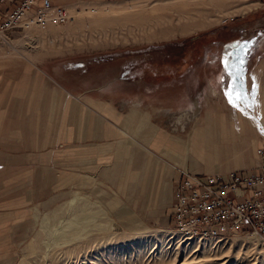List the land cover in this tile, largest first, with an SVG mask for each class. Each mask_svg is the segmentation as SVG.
<instances>
[{
  "label": "rangeland",
  "instance_id": "374dc122",
  "mask_svg": "<svg viewBox=\"0 0 264 264\" xmlns=\"http://www.w3.org/2000/svg\"><path fill=\"white\" fill-rule=\"evenodd\" d=\"M53 1L67 9L70 19L66 24L22 26L6 32L0 40V107L14 106L16 101V105L28 111V104L35 101L30 98L29 93H33L38 95L36 101L44 110L31 114H5L4 117L8 116L13 122L1 123L4 130L10 126L6 130L9 137L7 157L10 159L20 154L21 171L30 177L23 181V188H16L15 170L13 173L8 171L11 184L0 200L7 204L22 201L24 208L17 210L18 216L14 215L15 210H9L7 221L0 220V264H240V257L247 251L257 254L259 264H264V253L258 254L264 252V241L260 239L242 236L226 242L198 244L179 240L171 233L175 230L169 221L174 207L172 192L182 177L181 172L188 173L183 167L186 163L178 165L144 145L141 150L149 153L142 159H132L129 171L112 170V154L103 149L94 152V148L99 147L78 144L76 141L80 140L74 135L73 143L65 146L53 131L44 129L54 127L58 121L62 123V117L71 116L70 111L75 116L81 109L91 112H84L80 119L84 133V123L89 115L97 124L96 129L105 133L106 130L100 128L118 125L117 119H121V114L113 111L115 108L124 105L126 111L131 110V104H137L145 112L163 111L160 115L166 120L159 126H166L168 135H177L174 141L180 137L183 139L179 145L180 153L172 154V158L192 161L188 140L194 127L204 125L203 121L211 117L219 119L220 114L216 113L206 116L208 97L216 99L217 103L218 100L223 102L222 97L229 101L231 95V105L241 96L245 102L241 107L243 120L233 111L236 110L234 107L224 108L222 121L229 122L230 118L235 121V116L241 118V127L256 132V137L264 144V0ZM184 3H189L191 9L194 8L192 5L198 4L195 12L190 13L194 19L190 18L188 22L199 21L205 25L184 35L176 33L147 42L143 40L141 29L131 23V35L125 39L116 36L114 41L111 35L104 37L100 23H91L97 21L93 17L97 12L102 14L112 10V14L100 15L101 19H119ZM247 6H251L250 10ZM189 9L183 7L185 11ZM161 13L163 11L155 14ZM173 13L168 14L176 19ZM175 28H179L177 24ZM238 44H245L246 52ZM107 56L114 61L101 60ZM150 57L175 69L179 66L181 70L173 76L175 80H170L174 71L169 78L144 81L138 83L140 86L131 84L129 87L116 82L119 66L139 59L142 68L133 73L142 76V69ZM158 81L160 84L156 83ZM115 84L119 86L113 88ZM51 95L54 97L51 114L53 110H59V102L62 108L68 104L67 113L53 115L52 121L46 112ZM217 110L222 112L219 106ZM177 116H182L185 122L181 130L175 126ZM189 116L197 118L196 123H186ZM36 117L39 118V130L35 128ZM74 121L73 117L72 129ZM218 124L224 129L223 124ZM139 125L137 130L144 123ZM17 132L20 133L18 148L15 143L10 144L18 141L16 137H10V133L16 136ZM38 134L42 143L36 146L34 142ZM164 135L157 133L148 144L159 149ZM46 136L52 139V143L46 142ZM254 160L255 167L257 156ZM98 161L105 162L100 165ZM119 162L126 165L122 160ZM12 163L9 160L8 165ZM139 164H144L147 172L145 183L142 176L135 177L142 167ZM218 164L223 162L218 161ZM126 189L129 191L119 192ZM80 199L97 204L104 211L105 218L87 225L73 222L80 221L74 219L79 210L74 205L69 208V203ZM46 215L48 221L43 225ZM71 220L74 225L68 228ZM231 246V252H228ZM250 260L252 257L247 262Z\"/></svg>",
  "mask_w": 264,
  "mask_h": 264
},
{
  "label": "crops",
  "instance_id": "0c3cea01",
  "mask_svg": "<svg viewBox=\"0 0 264 264\" xmlns=\"http://www.w3.org/2000/svg\"><path fill=\"white\" fill-rule=\"evenodd\" d=\"M52 2L55 5H59L55 3L53 0ZM21 91H23V89L19 90V92ZM163 92L164 90L161 91V93ZM29 94H30L31 99H35V101L37 100L38 95L34 96L33 93H29ZM241 97H239V100L236 101L235 106L234 104L231 105V103L228 101V98L225 99L224 97H222L223 102L218 100L219 103L218 102L216 103L215 102L216 99L214 100L213 98L208 97L210 101H208L207 103L208 110H206V113H207L206 116L208 117L209 113L210 114L216 113L220 115H219V119H216L214 117H211L212 119L210 118V120H207V121L205 119L203 121L204 125L202 124L199 127L195 126L194 132L190 134L191 136L189 135L190 137L188 140V143H189L188 151L190 154L189 157L191 159L193 157L192 161H189V160L177 161L172 158L173 157L172 154L174 155V154L180 153V150H181L179 149V147L181 146L180 142H183V139L180 137V139H178L179 141L178 140L174 141L177 135H172V134L168 135L166 126H159V124L165 123L163 121L166 120V119L164 120L162 116L160 115L162 114L163 111L145 112L144 110L140 109V107L137 104H131V110L129 109L130 111L127 109L126 111H124V108H125L124 105L123 107L115 108L113 111L116 114H119V115L121 114L120 115L121 119L119 120L117 119L118 125L113 126L110 124V126L108 125L107 127L100 128L101 131H104L105 129L106 130L105 133L104 132L100 133V131L98 130L99 128L96 129L97 124L95 122H92L93 120L90 115L86 117V120L84 123V128H85V133H84V129L82 125L83 121L81 123L80 119L82 118L84 112L89 113V114H91V112L87 110L83 111L81 109H79V113H76V115L78 114V117H76V115L75 116L72 115V111H70L69 114L71 116L62 117L63 118L62 123L58 121V123L53 124L54 127L47 126L44 129L46 130L50 129L51 131H53L54 135L57 136L58 140H60L61 143H64L65 146H68L69 144L71 145L73 143L72 136L74 135V137L78 138L77 140H80V141H76V143L81 144V145H84V144L95 145L99 148H96V149L94 148V152L95 151L101 152L103 149L105 153L107 152V153L112 154L113 156L111 157L112 159L110 162V167L112 170L127 169L129 171V169H131V166L129 165L133 163L132 159H135V157H137L135 160L142 159L144 158V156L147 155V153H149L148 151L141 150L142 146L146 145L152 148L154 151H158L160 154L165 155L166 157L169 158V160L174 161L178 165L182 166L186 163V165L183 167H185L188 173L192 175H227L228 173H231V172L251 170L254 167V162H255L254 159H256V151L258 149H264L263 142L260 141V139L256 137L257 134L255 135L256 132L253 133L241 127L242 125L239 121L241 118H242L241 120H243V114H244V111L241 110V107L243 103H245ZM57 98L58 97H56L55 99ZM53 100H54V97L51 95L50 107L46 111L48 115H50L51 121L53 120L52 119L53 115L66 114L67 111L65 109L67 108V105H68L66 103L65 104L66 107L64 106L62 108L61 106L62 103L59 102L60 104L59 110L58 111L53 110L51 114ZM35 101L31 100V102L28 104V108H27L28 111H24L23 107L16 105V101H15L14 106L7 107V108L0 107V155H1L0 157V199L2 198V195L4 193H7L8 184H11V180H9L10 178L8 176V171L10 173H13V170H15L14 178L16 179V182H15L16 188H20V189L23 188L22 186L23 181L24 180L28 181L30 177L27 174L24 175L23 171H21L22 167L20 166H21L22 161H21V157L19 156L20 154L18 156L16 155L15 157H10V159L7 157L9 137L7 134L8 132H6V130L8 129V127L10 129V126H6L7 129L4 130V127H2L1 123H4V122L7 123L9 121L8 116L4 117L5 114L6 115H9V114L18 115L23 112L30 113V114L35 111L44 112L42 104H39L38 101H36L38 104L37 103L34 104ZM218 106L222 109L221 110L222 112H219V110H217ZM234 107L236 110H233V111H235L241 118L239 119L238 117L235 116L234 118L235 121L234 120L231 121V118L229 119V122L226 119L225 121H222L221 117L223 116V114L221 113H223V111L225 113L224 108L232 109ZM31 108H35V109L30 111L29 109ZM70 109L71 107H69V110ZM153 113H155V115H153ZM241 113H242V116H241ZM127 116H129V118H127ZM73 117L75 121L73 125L74 127L72 129L71 121L73 120ZM17 120L19 121V119ZM196 120L197 118L195 119V117L192 116L190 117V120L186 121V123L188 122L190 123L191 121L192 122L194 121L196 123ZM205 121L211 124L212 123L214 124H212V127H211L210 126L211 124L210 125L206 124ZM12 122H13L12 120L9 121V123H12ZM91 122L92 124H90ZM218 122H220V124H223L224 129H222L221 125H219ZM35 123H36L35 128L39 130L40 128H39V118L38 117H36ZM141 123H144V126L140 128L139 130H137V128L140 126L139 124ZM246 124L249 125V122L246 121ZM175 126L179 130H181V128L183 129L185 127L184 119H182V122L180 121L179 123L178 116H177L175 120ZM241 128L243 129V131H241ZM119 129H121V131H124V133H121ZM263 130L264 129H262V131ZM119 133H120V136L118 135ZM157 133L166 134V135H164L163 143L160 144L159 149H154L153 148L154 146L151 145V143L148 144V140L150 138L152 139V137L155 136ZM10 135H9L10 137L13 136V137H16V139H18L17 142L13 141L10 144L15 143V145L18 148L20 146L19 144L20 143L19 142L20 133L17 132L16 136L12 135V133H10ZM128 137H132L134 139H132L131 141V138H128ZM36 138H37V141H35L34 144L38 146L42 143L39 141L40 134H38ZM45 139L47 140L46 142L52 143L51 141L52 139L50 140L48 136H46ZM151 139H150V142H151ZM156 140H158V138ZM31 144L32 142L30 143V145ZM235 145H239V146H235ZM121 149H123L122 152H121ZM2 154L3 155L6 154V156L2 157ZM122 154L124 156H121ZM126 154L130 155V157H125ZM9 160L13 162L12 164H10V166L8 165ZM121 160L125 162L126 165H121V163L119 162ZM208 161L210 162L208 163ZM218 161L223 162V164H218ZM2 162H4L3 165L1 164ZM103 162L98 161V164L101 163L100 165H102ZM143 165H140L142 167L139 168L138 173H136L135 177L140 178V176H142V178H144L142 181L145 183V179H146L145 174L147 172L144 171ZM98 166L97 168H100V166L99 167ZM92 168H95V166H93ZM66 177L67 175L65 174V178ZM32 190H29V191H32ZM174 190H175V187H174ZM174 190L172 192V199H171L172 207L175 202ZM128 191L129 190L126 189L125 191L121 190L119 192H128ZM23 208L24 206L22 204V201H15V202H10L7 204V202L4 203L0 200V220L7 221L9 210H15L16 214L14 215L18 216L17 210H22ZM172 213L173 211L171 212V215ZM169 221H172V217Z\"/></svg>",
  "mask_w": 264,
  "mask_h": 264
},
{
  "label": "built area",
  "instance_id": "2783aa9c",
  "mask_svg": "<svg viewBox=\"0 0 264 264\" xmlns=\"http://www.w3.org/2000/svg\"><path fill=\"white\" fill-rule=\"evenodd\" d=\"M66 18L62 8L52 7L49 0H0V40L2 33L18 26L58 24ZM256 156L254 168L228 175L181 172L172 213L179 240L264 238V149H258Z\"/></svg>",
  "mask_w": 264,
  "mask_h": 264
},
{
  "label": "bare ground",
  "instance_id": "6f19581e",
  "mask_svg": "<svg viewBox=\"0 0 264 264\" xmlns=\"http://www.w3.org/2000/svg\"><path fill=\"white\" fill-rule=\"evenodd\" d=\"M49 2H50L52 7H55V8L60 7V8H62V10L66 13V17H67L66 21H63V22L58 23V24H53V25L66 24L69 21V19H70L67 9L62 7V6L53 4L52 0H49ZM171 4H173V3H171ZM192 6L195 8L196 6H198V4L195 3ZM183 7H188L190 9L185 11V10H183ZM132 8H134V7L132 6L131 9ZM194 8L191 9V5H189V3L188 4L184 3V4H180V5H175L172 8H160L158 10H155V11L151 12L150 14H145V13L140 12V13H136L133 16H131V14H130V16H128L127 18L101 19L100 15H107L109 13L110 14L113 13L112 10H107V11L102 12V14H100V12H97V14L93 15V17L97 18V21H93L91 23H100L99 27L102 29V34L104 35V37L105 38H109V35H111L112 36L111 39H113L114 41L117 40L116 36H121V37H123L125 39L127 36L131 35L132 31H131V26H129V25L132 23V25L134 24L136 27L141 29V31L143 33V36H142L143 40L146 39L147 42H148V41H151L153 39L166 38V37L174 36L176 33H179V34H182V35L188 34V33H192L193 31H195L197 29H200L203 26H205L203 22H199V21L198 22L196 21L197 23H195V21L188 22L190 18L194 19V17H191V15H190V13L195 10ZM250 8H251V6H247V10H250ZM126 9H128V8H126ZM158 11L159 12L163 11L164 14L163 13L155 14ZM172 11L176 14V16H175L176 19H174V17L170 16L171 13L168 14L169 12H172ZM175 20H176V24L179 27L178 29H176L177 27L175 28L176 24L175 25L173 24V23H175ZM46 24L48 25L49 23H46ZM126 24L129 27L126 26ZM31 25L36 26L33 23ZM21 27L22 26H18L16 28L10 29V31L14 30V29H19ZM38 27H44V26H38ZM52 28L53 29H57L56 27H52ZM5 33H2V35H1L2 38H3ZM102 40H103L102 41L103 43H106L105 39H102ZM108 41H110V40H108ZM182 118H183L182 116L180 118H178V122L179 123L182 120ZM75 199H77V198H75ZM75 202H70L69 203V208H71L74 205V207H76L79 210V213L76 214L74 219L75 220L77 219V220H80V221H73V222H80L81 225H87L89 222L92 223L93 221H102L103 218H105L104 211L99 206H97V204H95L94 202L91 203L88 200H82V199L78 200L76 203ZM47 221H48V218H47V215H46V217L43 219L42 224L43 225L46 224ZM71 222H72V220L68 223V226H67L68 228H70V227H72V225H74ZM75 228H76V226H75ZM99 228H100V226H99ZM84 230H86V228H84ZM171 233L175 234L174 232H171ZM248 236L250 238L253 237V238L260 239V240L264 241V238L257 237L255 235H246L245 237H248ZM239 237H242V236L239 235V236H237L235 238H239ZM176 238L179 239V236L176 235ZM229 240H231V239H229ZM211 241L217 242L219 240H211ZM211 241H208V242H211ZM222 241L226 242L228 240H222ZM202 244H205V243H202ZM231 248H232V246L228 248V252H231L230 251ZM262 253H264V252L261 251L258 254L263 255ZM256 255L257 254H255V253H249V251L245 252V254H243L240 257V259L242 260V262H240V264H242L243 262H246V264L247 263L251 264V261H253L252 264H259L260 260H259V257H257ZM251 257H252V260L247 262V260L249 258H251ZM211 261H213V260H211ZM193 264H195V263H193ZM223 264H226V262H224Z\"/></svg>",
  "mask_w": 264,
  "mask_h": 264
},
{
  "label": "flooded vegetation",
  "instance_id": "af4514ba",
  "mask_svg": "<svg viewBox=\"0 0 264 264\" xmlns=\"http://www.w3.org/2000/svg\"><path fill=\"white\" fill-rule=\"evenodd\" d=\"M159 50H161V49H159ZM105 59L106 60L109 59L110 61H114L111 57H108V56H107V58H105V57L101 58V60H103V62H106ZM138 60L139 59L135 58L131 62L126 63L123 66H119L118 67V75L116 77L117 78L116 82L122 83V85H129V87H131V84H134V86H136V84L142 83V82L144 83V81L147 82V81H154V80H159V79H163V78H169L171 76V74L174 73V71H175V74H172V77L170 80H175V79H173L174 78L173 76L176 75V72L178 70L179 71L181 70L179 66H176V69H175V67H172V65L162 63L160 60L153 59L150 57L147 59V62L145 63V67L142 69L144 71V74H142V76H141L140 74L133 73V71L139 72V70L142 68L141 63H138ZM152 61H155V62H152ZM99 62H100V60H99ZM137 68L139 70H137ZM156 83L160 84V81H158ZM116 86H119V84L113 85V88Z\"/></svg>",
  "mask_w": 264,
  "mask_h": 264
},
{
  "label": "snow or ice",
  "instance_id": "6c2138e0",
  "mask_svg": "<svg viewBox=\"0 0 264 264\" xmlns=\"http://www.w3.org/2000/svg\"><path fill=\"white\" fill-rule=\"evenodd\" d=\"M238 47L242 50V51H245L247 50V46L245 44H238ZM225 68H227V64H225ZM233 87H235V84L233 85ZM229 102L230 103H233V100L231 98V95H229ZM235 106V104H234Z\"/></svg>",
  "mask_w": 264,
  "mask_h": 264
}]
</instances>
